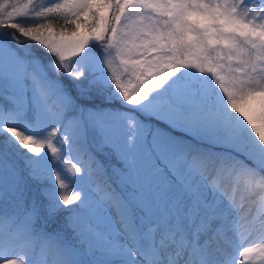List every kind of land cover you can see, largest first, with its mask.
Segmentation results:
<instances>
[{
	"label": "snow or ice",
	"instance_id": "obj_1",
	"mask_svg": "<svg viewBox=\"0 0 264 264\" xmlns=\"http://www.w3.org/2000/svg\"><path fill=\"white\" fill-rule=\"evenodd\" d=\"M0 264H264V0H0Z\"/></svg>",
	"mask_w": 264,
	"mask_h": 264
},
{
	"label": "trees",
	"instance_id": "obj_2",
	"mask_svg": "<svg viewBox=\"0 0 264 264\" xmlns=\"http://www.w3.org/2000/svg\"><path fill=\"white\" fill-rule=\"evenodd\" d=\"M61 23H62V21H61Z\"/></svg>",
	"mask_w": 264,
	"mask_h": 264
}]
</instances>
